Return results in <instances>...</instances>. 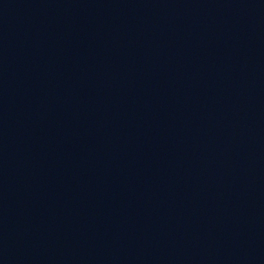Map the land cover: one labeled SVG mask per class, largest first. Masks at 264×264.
<instances>
[{"label": "water", "instance_id": "obj_1", "mask_svg": "<svg viewBox=\"0 0 264 264\" xmlns=\"http://www.w3.org/2000/svg\"><path fill=\"white\" fill-rule=\"evenodd\" d=\"M0 264H264V0H0Z\"/></svg>", "mask_w": 264, "mask_h": 264}]
</instances>
